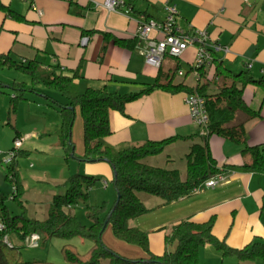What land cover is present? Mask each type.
<instances>
[{
    "label": "trees",
    "instance_id": "obj_1",
    "mask_svg": "<svg viewBox=\"0 0 264 264\" xmlns=\"http://www.w3.org/2000/svg\"><path fill=\"white\" fill-rule=\"evenodd\" d=\"M133 5L132 0L126 1ZM0 10L11 15L18 21H25V16L14 11L0 1ZM75 11V9H71ZM133 15L136 11L133 7ZM3 26L0 25V33ZM95 30H83L84 34H92ZM104 45L100 57L103 56L109 40L117 45L131 47L138 41L137 37L126 39L111 32H103ZM0 67L16 69L28 75L34 86L26 82L15 81L10 87L15 90L11 97V109H16L19 99L25 98V92L35 91L37 84L42 83L47 88L60 92L67 100L61 103L49 94L45 98L50 105L57 106L61 117L60 144L70 156L81 161H108L116 175L113 182L119 197L111 208L106 203L92 205L88 202L89 190L96 184L98 178L84 173H75L68 180V188L64 193L55 194L48 214L45 218L30 217L27 214L21 197L23 184L18 174V156L27 155L28 151L19 149L9 164L11 176L7 178L16 186L13 198L23 208L20 213H13L7 203L9 196L0 189V264H57L46 261L28 262L23 258L20 246L9 244L5 237L14 236L25 241L33 233L42 235L43 239L60 237L72 239L81 237L93 242L88 252L82 254L74 244L67 243L62 247L64 263L62 264H139L144 259L125 257L109 248L103 235L109 225L115 236L129 244L140 246L148 256L149 261L159 264H205L200 252L206 244L214 245L224 257L235 256L241 261H264V237H256L243 247L230 246L225 239L217 237L213 228L216 216L211 215L205 221L193 217L180 219L172 226V232L166 234V244L176 243L174 251L167 249L162 254L154 253L150 248L148 232L129 225V220L138 218L149 211L138 192L144 191L156 195L168 204L190 195L196 189H203L207 180L217 175H226L231 170H246L264 173V143L249 145L247 143L246 122L254 117H260V111L253 109L245 100L244 92L247 85L264 89V77H256L250 70L234 72L224 60L214 53L213 62L209 67H200V78L194 85L186 82L189 74L186 71L185 81H177L176 76L181 69L177 62L163 78L159 72L153 82L140 83L141 89L121 93L105 85L102 88L88 87L83 92L79 90L78 78L80 69L66 72L58 64H48L38 58L22 59L11 52L0 51ZM161 70V68H160ZM115 81H123L114 79ZM144 84V85H143ZM217 89L211 90L212 85ZM3 84L0 82V87ZM161 89L173 94L198 93L206 98L210 114V123L204 132L190 136L173 135L160 140H144L124 142L113 145L107 138L112 133L110 123L111 110L125 114L127 103L139 99L154 90ZM80 106L84 127V154L75 155L72 141V128L76 118V109ZM219 135L235 141L243 146L242 153L251 157L250 163L242 166L219 165L211 152L210 138ZM19 138L18 136L15 140ZM182 139H191L193 143L186 154L185 175L178 168L161 167L146 163L150 156L159 155L167 148ZM16 147L12 148L15 150ZM80 202L87 204L88 217L91 225L80 222L72 212V208ZM108 219V223L106 221Z\"/></svg>",
    "mask_w": 264,
    "mask_h": 264
},
{
    "label": "crops",
    "instance_id": "obj_2",
    "mask_svg": "<svg viewBox=\"0 0 264 264\" xmlns=\"http://www.w3.org/2000/svg\"><path fill=\"white\" fill-rule=\"evenodd\" d=\"M0 1L23 14L26 19L18 21L0 10V25L3 26L0 51L11 52L22 59L38 58L48 64H58L66 72L79 68L81 76L77 82L81 92L88 87L102 88L108 85L110 89L127 93L140 83L153 82L159 72L163 78L177 62L185 72L193 68L196 46L189 47L179 58L166 57L161 70L146 68L145 43L139 46L138 41L131 47H123L111 39L100 57L105 41L103 32L133 39L139 29L137 17L143 15L163 20L166 16L165 6L170 3L176 4L178 24L184 31L203 30L208 36L207 44H220L228 48V52H216L228 67L250 70L256 77H264V0H132L134 3L131 6L137 17L107 9L104 6L106 0ZM141 1L144 2V9L137 8ZM72 8L75 11H71ZM83 30L95 32L84 34ZM83 38L88 39L87 43H82ZM193 74L194 82L186 79L191 85L197 82L195 72ZM185 96V93L173 94L157 89L127 103L125 114L111 110L112 133L107 138L108 142L118 145L200 133L202 128L193 122ZM244 97L253 109L261 113L260 117L246 122L247 143H264V89L247 85ZM181 142L189 143V148L193 143L191 139H182L177 143ZM210 147L220 166H242L251 162V157L242 153L243 146L230 139L212 135ZM99 165L98 173L108 172V166ZM85 170L88 174L94 173L88 167ZM112 173L113 180V166ZM223 177L211 187L210 192L191 202L189 196L182 197L176 200L181 204L175 205H179L180 214H184L179 215L184 216L180 219L193 217L205 221L215 215L214 234L225 239L230 246L243 247L256 237H264V173L233 169ZM175 220L173 222L176 223ZM160 226L156 225L155 229ZM108 236L121 254L152 263L147 260V253L141 247L122 243L112 234ZM200 257L205 264H225L226 258L235 256L224 257L214 245L206 244L201 249Z\"/></svg>",
    "mask_w": 264,
    "mask_h": 264
},
{
    "label": "rangeland",
    "instance_id": "obj_3",
    "mask_svg": "<svg viewBox=\"0 0 264 264\" xmlns=\"http://www.w3.org/2000/svg\"><path fill=\"white\" fill-rule=\"evenodd\" d=\"M143 3L141 1L137 8L144 9ZM146 68L151 69L147 65ZM232 70L234 72L240 71ZM193 73L187 78L177 75L176 80L181 81L186 78L187 81L194 82L195 75ZM15 81L26 82L30 87L34 86L31 78L21 71L0 67V82L3 84L0 87V189L9 196L7 203L10 210L13 213L23 211L18 201L12 197L14 184L7 178V175L8 177L11 176L9 171L10 163L5 162L12 156L10 152L15 147V138L17 136L23 139V146L20 149L28 150L27 155L18 156L17 159L18 174L20 182L23 184L21 200L30 217L45 218L54 195L66 191L71 175L80 172L88 174L85 170L87 167L93 169L91 171L94 172L88 175L98 178L96 184L89 190L88 202L95 206L106 203L107 208L113 207L118 194L112 180L111 163L108 161H81L77 157L68 155L60 144L61 117L58 107L50 105L45 98V94L53 96L61 103L67 102L66 98L60 92L49 89L44 84L39 83L35 86L38 92H25V98L17 101L16 109L14 110V108L11 109L10 99L15 94V90L10 85L14 84ZM140 89L141 85H138L133 91ZM216 89L217 86L213 84L211 90L215 91ZM76 112L72 128V141L75 155L80 157L84 154L83 118L80 106L77 107ZM189 149V143L187 142L175 143L169 146L165 152L150 156L144 161L161 167L178 168L185 175L187 166L185 156ZM169 154L171 157L168 156ZM99 164L108 166V172L98 173L100 171L98 169ZM211 190V187L205 186L201 192L190 193L188 195L189 202ZM138 195L149 211L138 218L129 220V225L148 232L150 248L154 253L162 254L166 249L174 251L176 243L166 244L165 236L172 232V226L175 223L173 221L175 219L177 221V219H180L179 217H184L179 216L184 214H180L179 205H175L181 204L180 201L166 204L162 198L144 191H139ZM87 211V204L84 202H80L72 208V212L78 217L80 222L89 226L92 222L88 217ZM158 224L161 226L156 230L155 226ZM108 234L115 236L111 225L106 228L103 240L109 248L121 254L118 246L108 240L111 238ZM11 240L15 245L21 247L25 261H46L57 264L64 263L62 247L65 244H74L82 254L88 252L93 244L91 240L81 237L42 239L41 243L35 247L14 236H11ZM118 241L127 243L122 239ZM231 258H226L225 264H229L232 262L231 260H234L232 264H264L262 260L241 261L237 257ZM103 264L107 263L104 262ZM139 264L159 263L141 262Z\"/></svg>",
    "mask_w": 264,
    "mask_h": 264
},
{
    "label": "built area",
    "instance_id": "obj_4",
    "mask_svg": "<svg viewBox=\"0 0 264 264\" xmlns=\"http://www.w3.org/2000/svg\"><path fill=\"white\" fill-rule=\"evenodd\" d=\"M127 0H106L104 6L109 10H120L126 14H133V7L128 5ZM166 16L163 20L155 18H146L141 15L137 17L139 21V29L137 32L138 45L145 43L144 54L145 62L152 68L159 69L162 67L166 57L179 58L183 53L192 46L197 47V53L194 61L193 68L197 80L200 78L197 71L200 67H208L211 65L214 59V53L220 50L228 52V48L220 44H207V34L203 30L184 31L178 24V10L174 3L167 4L165 6ZM88 39L83 38L82 43H87ZM180 76H185L186 72L182 69L178 71ZM185 102L189 108L190 116L193 122L202 128L201 132L208 127L210 123V114L207 108V102L205 96L193 93L186 94ZM22 138L15 140V150H11V158L5 160L7 163H11L12 159L16 155L17 151L22 146ZM224 175L213 176L206 181L205 186L213 187L219 180H222ZM202 189H196L200 191ZM14 192H16V186H14ZM0 228L3 225L0 224ZM10 237L6 236L5 241L12 244ZM41 241V235L37 233L31 234L26 238L30 246H38Z\"/></svg>",
    "mask_w": 264,
    "mask_h": 264
},
{
    "label": "water",
    "instance_id": "obj_5",
    "mask_svg": "<svg viewBox=\"0 0 264 264\" xmlns=\"http://www.w3.org/2000/svg\"><path fill=\"white\" fill-rule=\"evenodd\" d=\"M115 175H116V172H115ZM118 197H119V193H118ZM108 223V219H107V221H106V224Z\"/></svg>",
    "mask_w": 264,
    "mask_h": 264
}]
</instances>
